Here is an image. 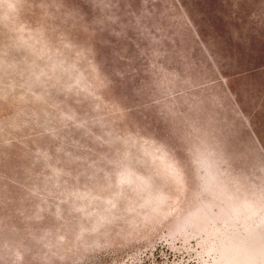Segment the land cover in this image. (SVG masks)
<instances>
[{
    "label": "rangeland",
    "instance_id": "obj_1",
    "mask_svg": "<svg viewBox=\"0 0 264 264\" xmlns=\"http://www.w3.org/2000/svg\"><path fill=\"white\" fill-rule=\"evenodd\" d=\"M0 264H264V0H0Z\"/></svg>",
    "mask_w": 264,
    "mask_h": 264
}]
</instances>
